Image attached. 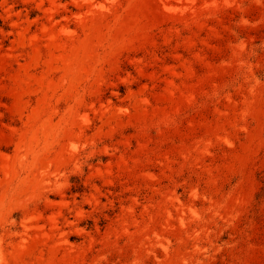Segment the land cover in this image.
I'll return each instance as SVG.
<instances>
[{
	"label": "rangeland",
	"instance_id": "obj_1",
	"mask_svg": "<svg viewBox=\"0 0 264 264\" xmlns=\"http://www.w3.org/2000/svg\"><path fill=\"white\" fill-rule=\"evenodd\" d=\"M0 264H264V0H0Z\"/></svg>",
	"mask_w": 264,
	"mask_h": 264
}]
</instances>
